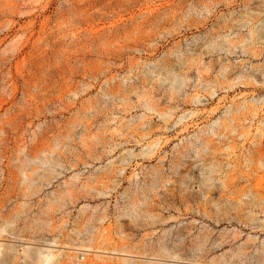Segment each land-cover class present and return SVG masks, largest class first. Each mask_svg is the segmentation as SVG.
Listing matches in <instances>:
<instances>
[{"label":"rangeland","instance_id":"1","mask_svg":"<svg viewBox=\"0 0 264 264\" xmlns=\"http://www.w3.org/2000/svg\"><path fill=\"white\" fill-rule=\"evenodd\" d=\"M0 264H264V0H0Z\"/></svg>","mask_w":264,"mask_h":264},{"label":"bare ground","instance_id":"2","mask_svg":"<svg viewBox=\"0 0 264 264\" xmlns=\"http://www.w3.org/2000/svg\"><path fill=\"white\" fill-rule=\"evenodd\" d=\"M0 246H2L0 244ZM42 257H38L37 261L38 264H45L49 263L51 260H53L56 257V254L53 252V250H49L48 253L41 255Z\"/></svg>","mask_w":264,"mask_h":264}]
</instances>
